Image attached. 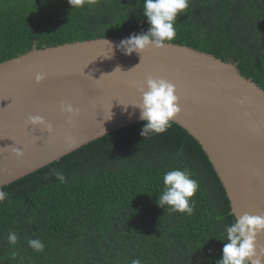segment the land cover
Here are the masks:
<instances>
[{
    "label": "trees",
    "instance_id": "trees-1",
    "mask_svg": "<svg viewBox=\"0 0 264 264\" xmlns=\"http://www.w3.org/2000/svg\"><path fill=\"white\" fill-rule=\"evenodd\" d=\"M143 3L96 0L73 9L68 0H0V64L35 48L145 34L151 25ZM174 27L169 43L237 63L264 89V0H190ZM145 123L0 188L7 193L0 202V264H217L235 219L220 175L183 126L172 121L166 132L143 137ZM177 168L199 182L191 215L157 203L165 172ZM29 239L41 240L44 251Z\"/></svg>",
    "mask_w": 264,
    "mask_h": 264
},
{
    "label": "water",
    "instance_id": "water-1",
    "mask_svg": "<svg viewBox=\"0 0 264 264\" xmlns=\"http://www.w3.org/2000/svg\"><path fill=\"white\" fill-rule=\"evenodd\" d=\"M125 39L104 38L33 51L0 64V188L89 143L144 122L140 110L147 79L177 87L181 111L174 120L203 145L232 202V211L264 215V89L237 63L188 46L126 55ZM37 74L45 80L36 82ZM242 101V103H241ZM62 103L79 109L68 123ZM39 115L49 134L31 126ZM24 151L18 156L13 149ZM264 258V233L257 237Z\"/></svg>",
    "mask_w": 264,
    "mask_h": 264
},
{
    "label": "clouds",
    "instance_id": "clouds-1",
    "mask_svg": "<svg viewBox=\"0 0 264 264\" xmlns=\"http://www.w3.org/2000/svg\"><path fill=\"white\" fill-rule=\"evenodd\" d=\"M68 3L74 9L83 8L86 4L91 6L96 3V0H68ZM189 4L190 0H144L143 16L147 18L151 27L145 34L120 38L125 40L118 47L126 55H131L133 52L141 54L149 48H164L166 42H170L176 37L174 22L181 13H185ZM45 78L44 74H37L36 82L40 83ZM140 91L142 100L140 103L134 104V107L140 110V118L146 122L141 135L145 137L150 134L166 132L171 127L175 116L181 111L176 85L165 79L149 77L147 90L142 87ZM61 108L69 114L68 123H72L79 115V109L74 108L71 104L62 103ZM28 123L31 126L43 127L49 134L54 132V126L42 116H29ZM13 150L18 156L24 154L21 148ZM53 174L61 182H64L65 177L60 171L54 169ZM163 179L165 188L157 203L161 207L167 205L169 212L191 215L195 209V201L191 198L196 195L199 182L191 178L190 170L179 168L169 170L165 172ZM6 197L7 193L0 190V202ZM232 215L235 219L233 223L226 226V243L222 249V258L217 264H264V258H261L257 250V237L264 233V215L249 213L242 216L235 213ZM8 241L15 245L18 241L17 234L11 232ZM28 245L37 252H42L45 248L44 243L39 239H29ZM132 264H141V260L135 259Z\"/></svg>",
    "mask_w": 264,
    "mask_h": 264
}]
</instances>
